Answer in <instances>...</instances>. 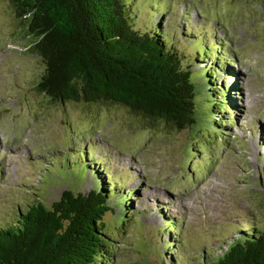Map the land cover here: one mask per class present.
Returning <instances> with one entry per match:
<instances>
[{
	"label": "rangeland",
	"instance_id": "rangeland-1",
	"mask_svg": "<svg viewBox=\"0 0 264 264\" xmlns=\"http://www.w3.org/2000/svg\"><path fill=\"white\" fill-rule=\"evenodd\" d=\"M132 20L141 32L160 21L195 73L209 62L219 66L215 83L227 84L237 123L225 124L223 140L199 157L187 147L196 148V138L211 142L209 115L198 117L197 135L191 127L168 131L161 121L145 127L120 104L51 102L37 89L42 60L10 2L0 0V226L15 221L20 199L34 192L50 204L74 188L72 179L76 192H89L95 167L127 180L116 185L123 195L135 192L128 220L117 221L120 207L103 219L117 246L113 264H199L234 227L240 235L244 221L264 223V0H137ZM196 46L201 56L210 53L205 63ZM83 149L93 155L89 168L77 155ZM171 220L180 233H162ZM176 234L170 251L163 244Z\"/></svg>",
	"mask_w": 264,
	"mask_h": 264
},
{
	"label": "trees",
	"instance_id": "trees-1",
	"mask_svg": "<svg viewBox=\"0 0 264 264\" xmlns=\"http://www.w3.org/2000/svg\"><path fill=\"white\" fill-rule=\"evenodd\" d=\"M8 1L25 27L24 38L30 40L31 51L42 60L44 71L37 89L51 102L120 104L141 117L145 127L161 121L168 131L191 127L197 135L198 117L209 115L211 142L196 138V148L194 144L187 147L199 157L223 140L225 124L237 123L229 116L233 112L227 84L215 83L219 66L209 62L202 72L192 71L187 66L190 58L183 63L160 21L144 32L136 29L132 15L137 0ZM198 50L196 46L197 60L205 63L210 53L201 56ZM197 82L201 86L196 89ZM77 155L86 161L93 157L85 149ZM74 164L70 159L71 168ZM89 165L87 161L86 168ZM91 172L97 178L87 193L76 192L72 179L67 183L75 189H64L50 204L41 191L34 192L32 200L20 199L15 221H1L6 225L0 226V264L114 263L117 246L103 219L120 207L117 221L128 220L134 213L128 197L135 192L128 190L123 195L116 185H125L127 180L105 178L95 167ZM244 224L247 228L239 229L240 235L234 227L233 234L219 242L215 256H202L199 264H264V223ZM166 229L180 233L176 220L166 222L162 233ZM177 237L164 242V247L173 251Z\"/></svg>",
	"mask_w": 264,
	"mask_h": 264
}]
</instances>
